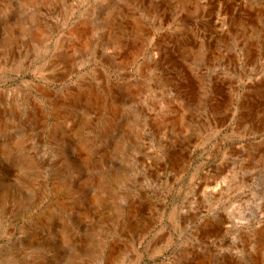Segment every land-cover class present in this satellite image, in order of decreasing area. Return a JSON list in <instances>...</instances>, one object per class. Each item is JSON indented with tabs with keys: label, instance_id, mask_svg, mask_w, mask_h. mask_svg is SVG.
I'll return each instance as SVG.
<instances>
[{
	"label": "rangeland",
	"instance_id": "1",
	"mask_svg": "<svg viewBox=\"0 0 264 264\" xmlns=\"http://www.w3.org/2000/svg\"><path fill=\"white\" fill-rule=\"evenodd\" d=\"M0 264H264V0H0Z\"/></svg>",
	"mask_w": 264,
	"mask_h": 264
}]
</instances>
